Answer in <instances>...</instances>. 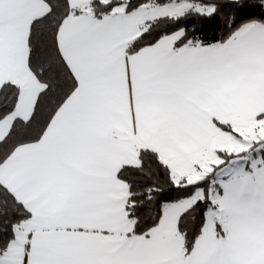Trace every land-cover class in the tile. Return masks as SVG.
Instances as JSON below:
<instances>
[{"label": "snow or ice", "instance_id": "6c2138e0", "mask_svg": "<svg viewBox=\"0 0 264 264\" xmlns=\"http://www.w3.org/2000/svg\"><path fill=\"white\" fill-rule=\"evenodd\" d=\"M0 264H264V0H0Z\"/></svg>", "mask_w": 264, "mask_h": 264}, {"label": "trees", "instance_id": "16d2710c", "mask_svg": "<svg viewBox=\"0 0 264 264\" xmlns=\"http://www.w3.org/2000/svg\"><path fill=\"white\" fill-rule=\"evenodd\" d=\"M209 35H211V30L209 31Z\"/></svg>", "mask_w": 264, "mask_h": 264}]
</instances>
